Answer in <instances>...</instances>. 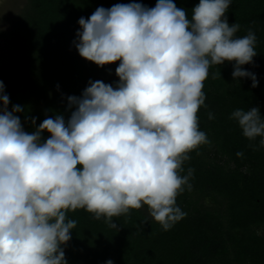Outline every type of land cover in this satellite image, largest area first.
<instances>
[{
	"label": "clouds",
	"instance_id": "1",
	"mask_svg": "<svg viewBox=\"0 0 264 264\" xmlns=\"http://www.w3.org/2000/svg\"><path fill=\"white\" fill-rule=\"evenodd\" d=\"M230 5L199 0L189 16L173 0H156L151 8L115 4L79 18L78 54L97 66L119 61V80L115 87L90 80L81 96H68L67 120L56 114L26 131L16 115L23 107L8 109L0 81V264H68L62 246L77 221L67 214L79 209L115 229L114 217L144 206L165 231L186 216L176 198L191 190L193 170L181 175L189 153L209 142L197 116L209 70L234 62V80L258 84L240 67L253 63L257 37L236 35ZM229 119L264 147L257 107Z\"/></svg>",
	"mask_w": 264,
	"mask_h": 264
},
{
	"label": "trees",
	"instance_id": "2",
	"mask_svg": "<svg viewBox=\"0 0 264 264\" xmlns=\"http://www.w3.org/2000/svg\"><path fill=\"white\" fill-rule=\"evenodd\" d=\"M173 2L190 16L199 0ZM128 3L151 8L156 0L25 1L6 33L19 60L2 72L0 81L9 96L8 109L23 107L16 115L26 131L56 114L67 120L73 110L67 97L81 96L90 80L116 86L119 61L97 66L78 54V20H87L98 7ZM226 16L230 25H240L237 36L251 30L257 37L253 63L240 67L254 73L258 84L253 88L248 77L234 80V62L209 70L203 88L206 107L197 113L209 142L189 153L181 175L193 170L191 190L185 188L176 198L186 216L165 231L147 206L114 217L117 229L83 209L69 212L77 224L62 246L68 264H105L108 259L114 264H264V147L260 137L249 141L229 119L234 110L252 107L264 117V0H231ZM31 117H36L35 126ZM49 135L42 133L45 139Z\"/></svg>",
	"mask_w": 264,
	"mask_h": 264
},
{
	"label": "rangeland",
	"instance_id": "3",
	"mask_svg": "<svg viewBox=\"0 0 264 264\" xmlns=\"http://www.w3.org/2000/svg\"><path fill=\"white\" fill-rule=\"evenodd\" d=\"M26 0H0V77L4 70H7L19 60L11 44L8 41L6 33L14 17L21 11ZM206 205L211 204L210 199L205 200Z\"/></svg>",
	"mask_w": 264,
	"mask_h": 264
}]
</instances>
